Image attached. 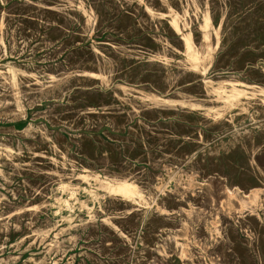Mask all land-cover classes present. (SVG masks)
<instances>
[{"label": "rangeland", "instance_id": "1", "mask_svg": "<svg viewBox=\"0 0 264 264\" xmlns=\"http://www.w3.org/2000/svg\"><path fill=\"white\" fill-rule=\"evenodd\" d=\"M0 56L6 263L264 264V0H0Z\"/></svg>", "mask_w": 264, "mask_h": 264}, {"label": "bare ground", "instance_id": "2", "mask_svg": "<svg viewBox=\"0 0 264 264\" xmlns=\"http://www.w3.org/2000/svg\"><path fill=\"white\" fill-rule=\"evenodd\" d=\"M83 1H84V0H83ZM146 1H147V0H146ZM162 1H163V0H162ZM181 1H182V0H181ZM190 1H191V0H190ZM70 2H71V1H70ZM74 2H75V1H74ZM91 2H92V1H91ZM144 2H145V1H144ZM144 2H143V3H144ZM196 2H197V1H196ZM205 2H206V1H205ZM83 3H84V2H83ZM145 3H146V2H145ZM148 3H149V2H148ZM151 3H152V2H151ZM192 3H193V2H192ZM71 4H72V3H71ZM197 4H198V3H197ZM207 4H208V3H207ZM72 5H73V4H72ZM81 5H82V4H81ZM83 5H84V4H83ZM83 5H82V6H83ZM144 5H145V4H144ZM167 5H168V4H167ZM146 6H147V4H146ZM150 6H152V4H151ZM190 6H191V5H190ZM194 6H195V5H194ZM77 7H78V6H77ZM96 7H97V6H96ZM148 7H149V6H148ZM174 7H175V6H174ZM209 7H210V6H209ZM153 8H154V7H153ZM185 8H187V7H185ZM71 9H72V7H71ZM77 9H78V8H77ZM88 9H89V8H88ZM202 9H203V8H202ZM80 10H81V9H80ZM83 10H84V9H83ZM92 10H93V9H92ZM147 10H148V8H147ZM170 10H172V9H170ZM185 10H186V9H185ZM197 10H198V9H197ZM85 11H86V9H85ZM85 11H84V12H85ZM150 11H151V10H150ZM175 11L177 12V10H175ZM187 11H188V9H187ZM210 11H211V10H210ZM153 12H154V11H153ZM178 12H179V11H178ZM180 12H182V11L180 10ZM183 12H184V11H183ZM193 12H195V11H193ZM203 12H205V11H203ZM206 12H207V11H206ZM85 13H86V12H85ZM91 13H92V12H91ZM159 13H160V12H159ZM201 13H202V12H201ZM207 13H209V11H208ZM211 13H212V12H211ZM221 13H222V12H221ZM92 14H93V13H92ZM96 14H97V13H96ZM177 15H178V14H177ZM187 15H189V14H187ZM212 15H213V14H212ZM84 16H85V14H84ZM88 16H89V13H88ZM174 16H175V15H174ZM205 16H206V15H205ZM223 16H224V15H223ZM94 17H96V15H95ZM176 17H177V16H176ZM176 17H175V18H176ZM178 17H179V16H178ZM178 17H177V18H178ZM86 18H87V17H86ZM90 18H91V17H90ZM96 18H97V17H96ZM175 18H174V19H175ZM186 18H187V17H186ZM209 18H212V17H209ZM174 19H173V20H174ZM202 19H204V18H202ZM95 20H96V19H95ZM180 20H181V19H179V21H180ZM184 20H185V19H184ZM207 20H208V19H207ZM207 20H206V21H207ZM211 21H212V19H211ZM176 22H177V21H176ZM209 22H210V20H209ZM216 22H217V21H216ZM225 22H226V21H225ZM182 23H183V21H182ZM206 23H207V22H206ZM87 24H88V23H87ZM183 24H184V23H183ZM201 24H203V23H201ZM221 24H222V23H221ZM91 25H92V24H91ZM155 25H156V24H155ZM177 25H179V24L174 23V27H175L174 29H176V30L178 29V26H177ZM210 25H211V24H210ZM212 25H213V24H212ZM6 26H7V25H6ZM93 26H94V25H93ZM182 26H184V25H182ZM206 26H207V24H206ZM217 26H218V25H217ZM219 26H220V25H219ZM9 27H10V26H9ZM184 27H185V26H184ZM203 27H204V26H203ZM6 28H7V27H6ZM207 28H208V27H207ZM207 28L204 27V30L207 29ZM220 28H221V27H220ZM156 29H157V26H156ZM189 29H190V28H189ZM214 29H216V28H214ZM87 30H88V26H87ZM92 30H94V29L92 28ZM180 30H181V29H180ZM212 30H213V29H212ZM191 31H192V30H191ZM176 32H177V31H176ZM187 32H188V31H187ZM213 32H214V31H213ZM3 33H4V32H3ZM86 33H87V32H86ZM90 33H91V32H90ZM210 33H211V32H210ZM5 34H6V33H5ZM157 34H158V33H157ZM189 34H190V33H189ZM189 34H188V35L186 34V35H184V36L182 35V36L184 37L183 40H184V43H185L187 49H189V48L191 49V48H192V47H191V41H192V40H191L190 37H189V36H191V35H189ZM202 34L204 35V33H202ZM206 34H208V33H206ZM3 35H4V34H3ZM208 36H209V34H208ZM206 37H207V36H206ZM7 38H8V37H7ZM164 38H165V37H164ZM158 39H159V38H158ZM9 40H10V38H9ZM7 41H8V40H7ZM77 42H78V41H77ZM165 42H166V40H165ZM208 42H209V41H208ZM167 43H168V42H167ZM169 43H170V42H169ZM192 43H193V42H192ZM13 44H14V43H13ZM16 44H17V43H16ZM16 44H15V45H16ZM193 44H194V43H193ZM185 45H184V46H185ZM194 45H195V44H194ZM4 46H6V45H4ZM8 46H10V45H8ZM12 46H13V45H12ZM170 46H171V45H170ZM95 47H96V46H95ZM207 47H208V46H207ZM9 48H11V47H9ZM90 48H91V47H90ZM171 48H172V46H171ZM175 48H176V47H175ZM195 48H196V47H195ZM211 48H212V46H211ZM12 49H13V48H12ZM208 49H209V48H208ZM5 50H6V49H5ZM176 50H177V49H176ZM192 50L194 51V49H192ZM211 50H213V49H211ZM3 51H4V50H3ZM8 51H9V50H8ZM179 51H180V50H179ZM189 51H190V50H189ZM251 51H252V50H251ZM12 52H13V51H12ZM180 52H181V51H180ZM210 52H211V51H210ZM5 53H6V52H5ZM190 53H191L190 55L192 56V52H190ZM194 53H195V52H194ZM194 53H193V55H195ZM196 53H198V52H196ZM208 53H209V52H208ZM259 53H261V52H259ZM166 54H167V53H166ZM183 54H184V53H183ZM199 54H202L201 51H200ZM199 54H198V55H199ZM239 54H240V53H239ZM1 55H3V54H1ZM12 55H13V54H12ZM198 55H195V57L198 56ZM212 55H213V54H212ZM212 55H210V56H212ZM159 56H160V55H159ZM161 56H162V55H161ZM191 56H190V58H192ZM199 56H200V55H199ZM235 56H237V54H236ZM250 56H251V55H250ZM0 57H1V56H0ZM17 57H18V56H17ZM103 57H104V56H103ZM166 57H167V56H166ZM253 57H254V56H253ZM253 57H252V58H253ZM259 57H261V56H259ZM163 58H164V57H163ZM167 58H168V57H167ZM190 58H189V59H190ZM205 58H206V55H205L204 59H205ZM248 58H250V57H248ZM248 58H247V59H248ZM171 59H172V58H171ZM196 59H197V58H196ZM196 59H195V60H196ZM209 59H210V58H209ZM263 59H264V58H263ZM107 60H108V59H107ZM179 60H180V59H179ZM179 60H177V61H179ZM181 60H182V59H181ZM197 60H199V59H197ZM200 60H201V59H200ZM207 60H208V59H207ZM251 60H252V59H251ZM109 61H110V60H109ZM185 61H188V60H185ZM191 61H193L192 63H194V60H191ZM202 61H204V60H202ZM254 61H256L255 57H254ZM254 61H253V62H254ZM106 62H107V61H106ZM188 62H189V61H188ZM246 62H248V60H247ZM109 63H111V62H109ZM186 63H187V62H186ZM195 63H196V62H195ZM211 63H212V62H211ZM254 63H256V62H254ZM209 64H210V63H209ZM194 65H197V64H194ZM198 65H199V64H198ZM210 65H211V64H210ZM13 66L15 67V65H13ZM233 66H234V64H233ZM185 67H186V66H185ZM198 67H199V66H198ZM15 68H16V67H15ZM17 68H21V67H17ZM100 68H101V67H100ZM100 68H99V69H100ZM103 68H104V67H103ZM103 68H102V69H103ZM189 68H190V67H189ZM192 68H193V66H192ZM201 68H202V67H201ZM232 68H233V67H232ZM99 69H98V70H99ZM20 70H21V69H20ZM22 70H23V68H22ZM104 70H105V69H104ZM197 70H198V69H197ZM1 71H3V69H2ZM23 71H24V70H23ZM90 71H91V70H90ZM99 71H100V70H99ZM102 71H103V70H102ZM107 71H108V70H107ZM234 71H235V70H234ZM36 72H38V71H36ZM91 72H92V71H91ZM96 72H97V70H96ZM100 72H101V71H100ZM194 72H195V71H194ZM48 73H49V72H48ZM87 73L89 74V72H87ZM93 73H94V72H93ZM203 73H204V71H203ZM1 74H2V73H1ZM101 74H103V73L101 72ZM97 75H98V74H97ZM99 75H100V73H99ZM174 75H175V74H174ZM237 75H238V74H237ZM35 76H36V75H35ZM234 76H235V75H234ZM240 76H241V75H240ZM171 77H173V76H171ZM203 77H204V76H203ZM203 77H202V78H203ZM206 77H207V76H206ZM206 77H205V78H206ZM243 77H244V76H243ZM2 78H3V77H2ZM4 78H5V76H4ZM6 78H7V77H6ZM103 78H104V77H103ZM218 78H219V77H218ZM218 78H217V79H218ZM0 79H1V77H0ZM38 79H39V78H38ZM169 79H170V78H169ZM192 79H193V78H192ZM208 79H209V78H208ZM210 79H211V77H210ZM247 79H248V78H247ZM250 79H251V78H250ZM256 79H257V78H256ZM5 80H6V79H5ZM102 80H103V79H102ZM105 80H106V79H105ZM105 80H104V82H105ZM170 80H171V79H170ZM195 80H198V79H195ZM245 80H246V79H245ZM253 80H254V79H253ZM259 80H260V79H259ZM38 81H39V80H38ZM167 81H168V80H167ZM216 81H217V80H216ZM216 81H215V82H216ZM251 81H252V80H251ZM255 81H256V80H255ZM7 82H8V81H7ZM108 82H109V81H108ZM170 82H171V81H170ZM200 82H201V81H200ZM202 82H203V81H202ZM223 82H226V81H223ZM234 82H235V81H234ZM238 82H239V81H238ZM187 83H188V82H187ZM189 83H190V82H189ZM195 83H196V82H195ZM257 83H258V82H257ZM127 84H128V83H127ZM196 84H197V83H196ZM235 84H236V82H235ZM240 84H243V83H240ZM246 84H247V83H246ZM246 84H245V85H246ZM263 84H264V83H263ZM18 85H19V83H18ZM18 85H17V86H18ZM22 85H23V84H22ZM104 85H105V84H104ZM174 85H175V84H174ZM176 85H177V84H176ZM183 85H184V84H183ZM230 85H231V84H230ZM245 85H244V86H245ZM248 85H249V84H248ZM255 85H257V84H255ZM128 86H129V85H128ZM170 86H171V85H170ZM194 86H195V85H194ZM233 86H234V85H233ZM233 86H232V87H233ZM250 86H251V85H250ZM85 87H86V86H85ZM89 87H90V86H89ZM92 87H93V86H92ZM104 87H105V86H104ZM121 87H122V86H121ZM180 87H181V86H180ZM196 87H197V86H196ZM201 87H202V86H201ZM248 87H249V86H248ZM257 87H258V86H257ZM4 88H5V87H4ZM8 88H9V87H8ZM8 88H7V89H8ZM10 88H11V87H10ZM90 88H91V87H90ZM131 88H132V87H131ZM177 88H178V87H177ZM204 88H205V87H204ZM221 88H222V87H221ZM230 88H231V87H230ZM7 89H6V90H7ZM174 89H175V88H174ZM197 89H198V88H197ZM213 89H214V88H213ZM233 89H234V88H233ZM0 90H1V89H0ZM4 90H5V89H4ZM6 90H5V91H6ZM94 90H95V89H94ZM178 90H179V89H178ZM183 90H184V89H183ZM205 90H206V89H205ZM217 90H218V89H217ZM241 90H242V89H241ZM241 90H240V91H241ZM9 91H10V90H9ZM188 91H190V90H188ZM207 91H208V90H207ZM218 91H219V90H218ZM221 91H222V90H221ZM7 92H8V91H7ZM91 92H92V91H91ZM94 92H96V91H94ZM154 92H155V91H154ZM184 92H185V91H184ZM193 92H194V91H193ZM197 92H198V90H197ZM216 92H217V91H216ZM224 92H226V90H225ZM233 92H234V93L231 94V95H227L226 93H225L226 95H224V94H222V93H217V94L220 95L219 97H221V99H222V98H226V99H228L229 96L234 97L235 94H238V93H239V90H233ZM241 92H242V91H241ZM244 92H247V91L245 90ZM260 92H263V88L260 89ZM92 93H93V92H92ZM186 93H187V92H186ZM208 93H209V92H208ZM10 94H11V93H10ZM142 94H143V93H142ZM167 94H168V93H167ZM176 94H178V93H176ZM215 94H216V93H215ZM228 94H229V93H228ZM244 94H245V93H244ZM253 94L255 95V93H253ZM257 94H258V93H257ZM261 94H262V93H261ZM23 95H24V94H23ZM179 95H180V93H179ZM185 95H186V94H185ZM192 95H193V94H192ZM205 95H206V94H205ZM245 95H246V94H245ZM169 96H170V95H169ZM173 96H174V95H173ZM180 96H181V95H180ZM207 96H208V95H207ZM211 96H212V95H211ZM213 96H214V95H213ZM236 96H237V95H236ZM238 96H240V94H238ZM238 96H237V97H238ZM251 96H252V95H251ZM12 97H13V96H12ZM24 97H25V96H24ZM148 97H149V96H148ZM184 97H185V96H184ZM191 97H192V96H191ZM194 97H195V96H194ZM208 97H209V96H208ZM217 97H218V96H217ZM219 97H218V98H219ZM244 97H245V96H244ZM246 97H248V96L246 95ZM143 98H144V97H143ZM146 98H147V96H146ZM150 98H151V97H150ZM158 98H159V97H158ZM164 98H165V97H164ZM202 98H203V97H202ZM152 99H153V98H152ZM156 99H157V97H156ZM166 99H167V98H166ZM178 99H179V98H178ZM221 99H220V100H221ZM226 99H224V100H226ZM238 99H239V98H238ZM248 99H249V98H248ZM6 100H7V99H6ZM6 100H5V101H6ZM163 100H164V99H163ZM169 100L171 101V99H169ZM230 100H231V99H230ZM236 100H237V99H236ZM159 101H160V100H159ZM180 101H181V100H180ZM197 101H198V100H197ZM210 101H211V100H210ZM216 101H217V100H216ZM221 101H223V100H221ZM227 101H229V99H228ZM245 101H246V100H245ZM247 101H248V100H247ZM247 101H246V102H247ZM173 102H174V101H173V99H172V104H173ZM183 102H184V100H183ZM183 102H182V103H183ZM190 102H191V101H190ZM201 102H202V101H201ZM205 102H206V101H205ZM214 102H215V101H214ZM235 102H236V101H235ZM7 103H9V102H7ZM166 103H167V101H166ZM179 103H180V102H179ZM182 103H181V105H182ZM187 103H188V102H187ZM198 103H199V102H198ZM232 103H233V102H232ZM232 103L230 104L231 106L234 105V104H232ZM254 103H255V102H254ZM263 103H264V101H263ZM0 104H1V103H0ZM158 104H159V103H158ZM163 104H164V103H163ZM169 104H171V103H169ZM191 104H192V103H191ZM203 104H204V103H203ZM235 104H236V103H235ZM185 105H186V104H185ZM185 105H183V106H185ZM195 105H196V104H195ZM207 105H208V104H207ZM223 105H224V104H223ZM151 106H152V105H151ZM214 106H216V105H214ZM218 106H219V105H218ZM195 107H196V106H195ZM197 107H198V106H197ZM199 107H200V106H199ZM219 107H220V106H219ZM226 107H227V106H226ZM200 108H201V107H200ZM215 108L217 109V107H215ZM192 109H193V108H192ZM207 109H208V107H207ZM219 109H220V108H219ZM227 109H228V108H227ZM245 109H246V107H245ZM214 110H215V109H214ZM224 110H225V109H224ZM255 110H256V109H255ZM211 111H212V110H211ZM226 111H227V110H226ZM256 111H257V110H256ZM260 111H261V110H260ZM250 112H252V111H250ZM258 112H259V111H258ZM217 113H218V112H217ZM220 113H222V112H220ZM224 113H225V112H224ZM260 113H261V112H260ZM263 113H264V111H263ZM263 113H262V114H263ZM160 114H161V113H160ZM218 114H219V113H218ZM207 116H209V115H207ZM216 116H217V115H216ZM216 116H215V117H216ZM220 116H221V115H220ZM153 118H154V117H153ZM159 118H160V117H159ZM163 118H164V117H163ZM175 118L177 119V117H175ZM249 118H250V117H249ZM164 119H165V118H164ZM180 119H181V117H180ZM177 120H179V119H177ZM139 121H140V119H139ZM181 121H182V120H181ZM243 121H244V120H243ZM243 121H242V122H243ZM150 122H151V121H150ZM174 122H175V121H174ZM148 123H149V122H148ZM181 123H183V122H181ZM29 124H30V123H29ZM41 124H42V123H41ZM154 124H155V123H154ZM154 124H153V125H154ZM261 124H262V123H261ZM31 125H32V124H31ZM207 125H208V124H207ZM238 125H240V124H238ZM234 126H235V125H234ZM236 126H237V125H236ZM33 128H34V127H33ZM33 128H32V129H33ZM253 128H255V127H253ZM261 128H262V127H261ZM37 129H38V128H37ZM40 130H41V129H40ZM256 130H257V129H256ZM263 130H264V129H263ZM28 131H29V129H28ZM36 131H37V130H36ZM200 131H201V130H200ZM221 131H222V129H221ZM223 131H224V130H223ZM43 132H44V131H43ZM236 132H237V131H236ZM250 132H251V130H250ZM259 132H260V131H259ZM211 133H212V132H211ZM217 133H218V132H217ZM247 133H248V132H247ZM11 134H12V133H11ZM14 134H15V133H14ZM30 134H33V135H34V133H30ZM36 134H37V133H36ZM232 134H233V133H232ZM241 134H242V133H241ZM248 134H249V133H248ZM253 134H254V133H253ZM255 134H256V133H255ZM47 135H48V134H47ZM210 135L212 136V134H210ZM238 135H240V133H239ZM256 135H257V134H256ZM199 136H200V135H199ZM213 136H214V135H213ZM230 136H231V135H230ZM246 136H247V135H246ZM207 137H208V136H207ZM250 137H251V136H250ZM48 138H49V136H48ZM202 138H203V137H202ZM210 138H211V137H210ZM210 138H209V139H210ZM214 138H215V137H214ZM231 138H232V137H231ZM244 139H246V138H244ZM250 139H251V138H250ZM236 140H237V139H236ZM210 141H211V140H210ZM242 141H245V140H242ZM235 142L237 143V141H235ZM235 142H234V143H235ZM19 143H20V142H19ZM207 143H208V142H207ZM4 144H5V143H4ZM18 145H19V144H18ZM192 145H195V144L192 143ZM192 145H191V146H192ZM201 145H202V144H201ZM218 145H219V142H218ZM204 146H205V145H204ZM223 146H224V145H223ZM231 146H232V145H231ZM4 147H5V146H4ZM13 147H14V146H13ZM13 147H12V148H13ZM17 147H18V146H17ZM197 147H198V146H197ZM197 147H196V148H197ZM220 147H221V146H220ZM9 148H10V147H9ZM18 148H19V147H18ZM22 148H23V147H22ZM105 148H106V147H105ZM190 148H191V147H190ZM190 148H189V149H190ZM194 148H195V147H194ZM210 148H211V147H210ZM224 148H225V147H224ZM185 149H186V148H185ZM199 149H200V148H199ZM199 149H198V150H199ZM215 149H216V148H215ZM8 150H9V149H8ZM190 150H191V149H190ZM194 150H195V149H194ZM215 151H216V150H215ZM217 151H218V150H217ZM5 152H6V151H5ZM73 152H74V151H73ZM209 152H210V151H209ZM212 152H213V151H212ZM219 152H220V151H219ZM224 152H225V151H224ZM259 152H260V150H259ZM20 153H21V152H20ZM63 153H64V152H63ZM75 153H77V152H75ZM184 153H185V152H184ZM188 153H189V152H188ZM207 153H208V152H207ZM210 153H211V152H210ZM215 153H216V152H215ZM225 153H226V152H225ZM256 153H257V152H256ZM2 154H3V152H2ZM208 154H209V153H208ZM61 155H62V154H61ZM71 155H72V154H71ZM182 155H183V152H182ZM201 155H202V154H201ZM213 155H214V154H213ZM213 155H211V156H213ZM216 155H217V154H216ZM8 156H9V155H8ZM190 156H191V155H190ZM179 157H180V156H179ZM207 157H208V156H207ZM71 158H72V157H71ZM76 158H77V157H76ZM210 158H211V157H210ZM213 158H214V156H213ZM181 159H182V158H181ZM196 159H197V158H196ZM206 159H207V158H206ZM211 159H212V158H211ZM83 160H84V159H83ZM178 160H179V159H178ZM207 160H208V159H207ZM207 160H206V161H207ZM60 161H61V160H60ZM74 161H75V160H74ZM84 161H86V160H84ZM211 161H212V160H211ZM181 162H182V161H181ZM192 162H193V161H192ZM200 162H201V161H200ZM72 163H73V162H72ZM84 163H85V162H84ZM74 164H75V163H74ZM182 164H183V163H182ZM196 164H197V163H196ZM200 164H201V163H200ZM67 165H68V164H67ZM75 165H76V164H75ZM92 165H93V164H92ZM202 165H204V164H202ZM210 165H211V164H210ZM87 166H88V165H87ZM56 167H57V166H56ZM56 167H55V168H56ZM75 167H76V166H75ZM77 167H78V166H77ZM80 167H81V166H80ZM80 167H79V168H80ZM101 167H102V166H101ZM111 167H112V166H111ZM187 167H188V166H187ZM189 167H190V166H189ZM198 167H199V166H198ZM202 167H203V166H202ZM72 168H73V167H72ZM87 168H88V167H87ZM95 168H96V167H95ZM107 168H108V167H107ZM117 168H118V167H117ZM129 168H130V167H129ZM135 168L137 169V167H135ZM191 168H192V167H191ZM199 168H200V167H199ZM62 169H63V168H62ZM69 169H70V168H69ZM82 169H83V168H82ZM82 169H81V170H82ZM108 169H109V168H108ZM210 169H211V168H210ZM87 170H88V169H87ZM90 170H91V169H90ZM90 170H89V171H90ZM92 170H94V169H92ZM95 170H98V169H95ZM122 170H123V169H122ZM189 170H190V169H189ZM192 170H193V169H192ZM195 170H196V169H195ZM214 170H215V169H214ZM214 170H213V171H214ZM3 171H4V170H3ZM51 171H52V170H51ZM65 171H66V170H65ZM133 171H134V170H133ZM60 172H61V171H60ZM62 172H63V171H62ZM102 172H103V171H102ZM126 172H127V171H126ZM126 172H125V173H126ZM187 172H188V171H187ZM211 172H212V171H211ZM4 173H5V172H4ZM56 173H58V172L56 171ZM71 173H72V172H71ZM113 173H114V172H113ZM123 173H124V172H123ZM129 173H130V172H129ZM194 173H195V172H194ZM196 173H197V172H196ZM207 173H208V172H207ZM207 173H206V174H207ZM74 174H75V173H74ZM103 174H104V173H103ZM106 174H107V173H106ZM138 174H139V173H138ZM201 174H202V173H201ZM209 174H210V173H209ZM0 175H2V174L0 173ZM59 175H60V174H59ZM111 175H112V174H111ZM117 175H118V174H117ZM125 175H127V174H125ZM135 175H136V174H135ZM155 175H156V174H155ZM157 175H158V174H157ZM199 175H200V174H199ZM203 175H204V174H203ZM263 175H264V174H263ZM5 176H6V175H5ZM69 176H70V175H69ZM115 176H116V175H115ZM115 176H114V177H115ZM136 176H138V175H136ZM261 176H262V175H261ZM63 177H64V176H63ZM74 177H75V175H74ZM90 177H91V175H90ZM121 177H122V176H121ZM127 177H128V176H127ZM130 177H131V176H130ZM143 177H144V176H143ZM223 177H224V176H223ZM262 177H264V176H262ZM92 178L94 179V177H92ZM141 178H142V176H141ZM230 178H231V177H230ZM5 179H6V178H5ZM53 179H54V178H53ZM83 179H84V178H83ZM98 179H99V178H98ZM111 179H113V178H111ZM55 180H56V179H55ZM65 180H66V179H65ZM86 180H87V179H86ZM96 180H97V179H96ZM132 180H133V178H132ZM62 181H63V180L61 179V182H62ZM75 181H76V180H75ZM153 181H154V180H153ZM259 181H260V180H259ZM261 181H262V180H261ZM9 182H10V181H9ZM55 182H57V181H55ZM72 182H73V181H72ZM81 182H82V181H81ZM106 182H107V181H106ZM121 182H123V179H122ZM138 182H139V181H138ZM144 182H145V181H144ZM237 182H239V181H237ZM237 182H236V183H237ZM4 183H5V182H4ZM229 183H230V182H229ZM239 183H240V182H239ZM249 183H252V182H249ZM262 183H263V181H262ZM87 184H88V183H87ZM149 184H150V183H149ZM240 184H241V183H240ZM50 185H51V184H50ZM60 185H61V184H60ZM64 185H65V184H64ZM137 185H138V184H137ZM137 185H136V186H137ZM140 185H141V184H140ZM145 185H146V184H145ZM145 185H143V186H145ZM152 185L154 186V184H152ZM181 185H182V184H181ZM89 186H90V185H89ZM54 187H55V186H54ZM64 187H65V186H64ZM73 187H74V186H73ZM97 187H98V186H97ZM138 187H139V186H138ZM146 187H148V186L146 185ZM229 187H230V186H229ZM229 187H228V188H229ZM10 188H11V187H10ZM12 188H13V187H12ZM48 188H50V187H48ZM83 188H84V187H83ZM251 188H252V187H251ZM263 188H264V187H263ZM8 189H9V188H8ZM59 189H60V188H59ZM61 189H62V188H61ZM148 189H149V188H148ZM178 189H179V188H178ZM256 189H257V188H256ZM57 190H58V189H57ZM57 190H56V191H57ZM84 190H85V189H84ZM108 190H109V192H112V193H115V194H120V195L125 196V197H126V196L129 197V196H131V195H133V194H135V193L137 194L136 189H135L134 187H132V185L129 184V183H120V184H116V185H114V184H112V185L110 184V185H109V184H108ZM138 190H139V189H138ZM252 190H253V189H252ZM67 191H68V190H67ZM139 191H140V190H139ZM139 191H138V192H139ZM1 192H2V191H1ZM140 192H141V191H140ZM172 192H173V191H172ZM195 192H196V191H195ZM248 192H249V191H248ZM13 193H14V192H13ZM52 193H53V191H52ZM52 193H51V194H52ZM180 193H181V192H180ZM191 193H192V192H191ZM55 194H56V193H55ZM72 194H73V193H72ZM188 194H190V193H188ZM200 194H201V193H200ZM74 195H75V194H74ZM139 195H141V194H138L137 196H139ZM155 195H156V194H155ZM164 195H165V194H164ZM167 195H168V194H167ZM247 195H248V194H247ZM247 195H246V196H247ZM54 196H55V195H54ZM69 196H70V194H69ZM72 196H73V195H72ZM142 196H143V195H142ZM162 196H163V195H162ZM7 197H8V196H7ZM48 197H49V195H48ZM55 197H57V196H55ZM59 197H60V196H59ZM147 197H148V196H147ZM200 197H201V196H200ZM9 198H10V197H9ZM69 198H70V197H69ZM141 198H142V197H141ZM166 198H167V197H166ZM1 199H2V198H1ZM1 199H0V200H1ZM139 199H140V198H139ZM146 199H147V198H146ZM186 199H187V198H186ZM190 199H191V197H190ZM190 199H189L188 201H190ZM196 199H197V198H196ZM134 200H135V199H134ZM136 200H137V199H136ZM136 200H135V201H136ZM152 200H153V199H151V201H152ZM47 201H48V200H47ZM83 201H85V200H83ZM107 201H108V200H107ZM109 201H110V200H109ZM137 201H138V200H137ZM144 201H145V200H144ZM193 201H194V200H193ZM198 201H199V199H198ZM0 202H1V201H0ZM5 202H6V201H5ZM157 202H158V201H157ZM165 202H166V201H165ZM194 202H195V201H194ZM1 203H2V202H1ZM6 203H7V202H6ZM8 203H9V202H8ZM10 203H11V202H10ZM12 203H13V202H12ZM12 203H11V204H12ZM14 203H15V202H14ZM111 203H112V202H111ZM146 203H148V202H146ZM158 203H159V202H158ZM189 203H190V202H189ZM197 203H199V202H197ZM4 204H5V203H4ZM16 204H17V203H16ZM106 204H107V202H106ZM109 204H110V203H109ZM192 204H193V203H192ZM194 204H195V203H194ZM199 204H200V203H199ZM2 205H3V204H2ZM126 205H127V204H126ZM18 206H19V205H18ZM33 206H34V205H33ZM86 206H87V205H86ZM157 206H158V205H157ZM36 207H37V206H36ZM99 207H100V206H99ZM137 207H138V206H137ZM143 207H144V206H143ZM193 207H194V206H193ZM22 208H23V207H22ZM125 208H126V207H125ZM127 208H128V207H127ZM130 208H131V207H130ZM161 208H162V207H161ZM163 208H165V207L163 206ZM184 208H185V207H184ZM19 209H20V208H19ZM37 209H38V208H37ZM105 209H106V208H105ZM105 209H104V210H105ZM131 209H132V208H131ZM207 209H208V208H207ZM129 210H130V209H129ZM129 210H128V212H129ZM162 210H163V209H162ZM13 211H15V210H13ZM18 211H19V210H18ZM46 211H47V210H46ZM49 211H50V210H49ZM56 211H57V210H56ZM58 211H59V210H58ZM107 211H108V210H107ZM125 211H126V210H125ZM165 211H166V210H165ZM167 211H168V210H167ZM15 212H16V211H15ZM140 212H141V211H140ZM46 213H47V212H46ZM56 213H57V212H56ZM93 213H94V212H93ZM82 215H83V214H82ZM138 215H139V214H138ZM152 215H153V214H152ZM50 216H51V215H50ZM78 216H79V215H78ZM109 216H110V215H109ZM114 216H115V215H114ZM139 216H141V215H139ZM146 216H147V215H146ZM0 217H2V216H0ZM9 217H10V216H9ZM57 217H58V216H57ZM83 217H84V216H83ZM83 217H82V218H83ZM94 217H95V216H94ZM102 217H103V215H102ZM136 217H137V216H136ZM144 217H145V214H144ZM152 217H153V216H152ZM46 218H47V217H46ZM58 218H59V217H58ZM97 218H98V217H97ZM100 218H101V217H100ZM146 218H147V217H146ZM16 219H17V218H16ZM51 219H52V218H51ZM51 219H50V220H51ZM94 219H95V218H94ZM133 219H135V218H132V220H133ZM243 219H244V218H243ZM42 220H43V219H42ZM52 220H53V219H52ZM61 220H62V219H61ZM138 220H139V218H138ZM7 221H8V220H7ZM53 221H55V219H54ZM79 221H80V220H79ZM91 221H92V220H91ZM99 221H100V220H99ZM112 221H113V218H112ZM144 221H145V220H144ZM184 221H185V220H184ZM243 221H244V220H243ZM43 222H44V221H43ZM46 222H47V221H46ZM56 222H57V220H56ZM105 222H106V221H105ZM110 222H111V221H110ZM136 222H137V220H136ZM148 222H149V221H148ZM18 223H19V222H18ZM28 223H31V222H28ZM76 223H78V222H76ZM96 223H97V222H96ZM106 223H107V222H106ZM133 223H134V222H133ZM49 224H50V223H49ZM55 224H57V223H55ZM117 224H118V223H117ZM131 224H132V223H131ZM135 224H136V223H135ZM236 224H237V223H236ZM13 225H14V224H13ZM35 225H36V224H35ZM45 225H46V224H45ZM91 225L93 226V224H91ZM114 225H115V223H114ZM129 225H130V222H129ZM132 225H133V224H132ZM132 225H131V226H132ZM30 226H31V225H30ZM39 226H41V225H39ZM70 226H71V225H70ZM87 226H88V225H87ZM89 226H90V225H89ZM94 226H95V225H94ZM147 226H148V224H147ZM42 227H43V226H42ZM76 227H77V226H76ZM76 227H75V228H76ZM78 227H79V226H78ZM95 227H96V226H95ZM141 227H142V226H141ZM8 228H9V227H8ZM18 228H19V227H18ZM18 228H17V229H18ZM47 228H48V227H46L45 229H47ZM49 228H50V227H49ZM118 228H119V227H118ZM118 228H117V229H118ZM134 228H135V227H134ZM58 229H59V228H58ZM85 229H86V228H85ZM164 229H165V228H164ZM18 230H19V229H18ZM40 230H41V229H40ZM40 230H39V232H40ZM42 230H44V229H42ZM51 230H52V229H51ZM51 230H50V231H51ZM125 231H126V230H125ZM127 231H128V229H127ZM131 231H132V230H131ZM34 232H36V230H34ZM37 232H38V231H37ZM47 232H48V231H47ZM47 232H46V233H47ZM54 232L56 233V231H54ZM57 232H58V230H57ZM67 232H68V231H67ZM77 232H78V231H77ZM82 232H83V231H82ZM141 233H142V232H141ZM65 234H66V233H65ZM130 234H131V233H130ZM248 234H249V233H248ZM16 235H17V234H16ZM60 235H61V234H60ZM70 235H71V234H70ZM70 235H69V236H70ZM80 235H81V234H80ZM167 235H168V234H167ZM42 236H43V235H42ZM81 236H82V235H81ZM129 237H130V236H129ZM131 237H132V236H131ZM62 238H63V237H62ZM62 238H60V239H62ZM71 238H73V237H71ZM78 238H79V237H78ZM127 238H128V237H127ZM6 239H7V237H6ZM19 239H20V238H19ZM65 239H66V238H65ZM76 239H77V238H76ZM131 239H132V238H131ZM32 240H33V239H32ZM56 240H57V239H56ZM72 240H73V239H72ZM140 240H141V239H140ZM2 241H3V240H2ZM57 241H58V240H57ZM63 241H64V240H63ZM68 241H69V240H68ZM77 241H78V240H77ZM31 242H32V241H31ZM78 242H79V241H78ZM78 242H77V243H78ZM143 242H144V241H143ZM29 243H30V242H29ZM56 243H57V242H56ZM56 243H55V244H56ZM61 243H63V242H61ZM64 243H65V242H64ZM73 243H74V242H73ZM138 243H139V242H138ZM74 244H75V243H74ZM56 245H57V244H56ZM66 245H67V244H66ZM131 245H132V244H131ZM71 246H72V244H71ZM76 246H77V245H76ZM35 247H36V246H35ZM42 247H43V246H42ZM73 247H74V246H73ZM136 247H137V246H136ZM140 247H141V246H140ZM166 247H167V246H166ZM30 248H31V247H30ZM39 248H41V247H39ZM47 248H48V247H47ZM60 248H61V247H60ZM63 248H64V247H63ZM71 248H72V247H71ZM71 248H70V249H71ZM128 248H129V247H128ZM58 249H59V248H58ZM61 249H62V248H61ZM72 249H73V248H72ZM129 249H130V248H129ZM25 250H26V249H25ZM160 250H161V249H160ZM7 251H8V250H7ZM23 251H24V250H23ZM39 251H40V250H39ZM45 251H46V250H45ZM62 251H63V250H62ZM40 252H41V251H40ZM64 252H65V251H64ZM84 252H85V251H83V253H84ZM30 253H31V252H30ZM33 253H34V252H33ZM50 253H51V252H50ZM139 253H140V252H139ZM192 253H193V252H192ZM74 254H75V253H74ZM74 254H73V256H74ZM133 254H134V253H133ZM64 255H65V254H64ZM69 255H70V254H69ZM83 255H84V254H83ZM129 255H130V254H129ZM135 255H136V254H135ZM135 255H134V257H135ZM54 256H55V255H54ZM59 256H60V255H59ZM61 256H62V254H61ZM90 256H91V255H90ZM137 256H138V255H137ZM130 257H131V256H129V258H130ZM182 257H183V256H182ZM59 258H60V257H59ZM80 258H81V257H80ZM197 258H198V257H197ZM31 259H32V258H31ZM61 259H62V258H61ZM73 259H74V258H73ZM142 259H143V258H142ZM182 259H183V258H182ZM101 260H102V259H101ZM80 262H81V261H80ZM93 262H94V261H93ZM93 262H92V263H93ZM97 262H99V261H97ZM136 262H137V261H136ZM186 262H187V261H186ZM81 263H83V261H82ZM140 263H141V262H140ZM86 264H87V263H86ZM94 264H95V263H94ZM97 264H98V263H97ZM126 264H127V263H126ZM221 264H222V263H221Z\"/></svg>", "mask_w": 264, "mask_h": 264}, {"label": "water", "instance_id": "3", "mask_svg": "<svg viewBox=\"0 0 264 264\" xmlns=\"http://www.w3.org/2000/svg\"><path fill=\"white\" fill-rule=\"evenodd\" d=\"M0 264H9L4 261L3 252L0 251Z\"/></svg>", "mask_w": 264, "mask_h": 264}]
</instances>
